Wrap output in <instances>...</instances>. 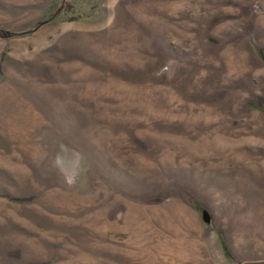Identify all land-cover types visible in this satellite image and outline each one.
<instances>
[{
    "label": "rangeland",
    "instance_id": "1",
    "mask_svg": "<svg viewBox=\"0 0 264 264\" xmlns=\"http://www.w3.org/2000/svg\"><path fill=\"white\" fill-rule=\"evenodd\" d=\"M0 264H264V0H0Z\"/></svg>",
    "mask_w": 264,
    "mask_h": 264
},
{
    "label": "trees",
    "instance_id": "2",
    "mask_svg": "<svg viewBox=\"0 0 264 264\" xmlns=\"http://www.w3.org/2000/svg\"><path fill=\"white\" fill-rule=\"evenodd\" d=\"M8 34L6 32L0 31V36H7Z\"/></svg>",
    "mask_w": 264,
    "mask_h": 264
}]
</instances>
